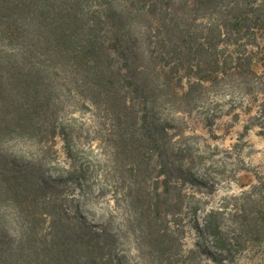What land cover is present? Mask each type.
Returning <instances> with one entry per match:
<instances>
[{
  "label": "trees",
  "instance_id": "16d2710c",
  "mask_svg": "<svg viewBox=\"0 0 264 264\" xmlns=\"http://www.w3.org/2000/svg\"><path fill=\"white\" fill-rule=\"evenodd\" d=\"M222 117L264 132V0H0V264H264Z\"/></svg>",
  "mask_w": 264,
  "mask_h": 264
},
{
  "label": "rangeland",
  "instance_id": "374dc122",
  "mask_svg": "<svg viewBox=\"0 0 264 264\" xmlns=\"http://www.w3.org/2000/svg\"><path fill=\"white\" fill-rule=\"evenodd\" d=\"M228 119V117H222L221 119L216 121V129L214 126L208 128L204 125L203 121H200L198 125L196 126V131L203 136H205L209 143L216 144L220 148H226L232 145L237 138L241 139L240 141H243V147L241 151V156L243 158V161L246 165H260L264 164V132H260V128L254 127L251 130H249L246 134L243 136H240V133L242 132V123L237 122L235 123L234 127L231 128L228 133H224L222 131V128H224V122ZM219 128V129H217ZM214 133L217 137L212 139L211 134ZM55 148L58 152V159L57 162L66 165L68 163L67 158L65 157V149L63 146V142L60 138L56 139V145ZM222 158V156H217L216 159L218 160L216 165H219V160ZM228 163V167H234L235 161L232 159H224ZM218 185H217V191L213 194L212 199L219 198L223 193L226 191H236V187L230 180H221L220 178H217ZM87 207L92 208V212L96 214V212H99L103 210V203L98 204H91L88 203L86 205ZM89 219H93L92 216H88ZM193 241V231L191 230L186 235V245H191Z\"/></svg>",
  "mask_w": 264,
  "mask_h": 264
}]
</instances>
